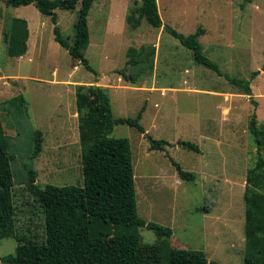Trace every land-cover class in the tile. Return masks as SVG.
Segmentation results:
<instances>
[{
    "label": "rangeland",
    "instance_id": "374dc122",
    "mask_svg": "<svg viewBox=\"0 0 264 264\" xmlns=\"http://www.w3.org/2000/svg\"><path fill=\"white\" fill-rule=\"evenodd\" d=\"M157 3L163 26L155 28L142 19L136 29L129 26L127 16L141 0L94 3L88 18L90 45L83 53L96 75L56 42L51 18L34 4L11 7L0 0V129L13 156L10 199L15 232L27 242L45 241V211L29 191L30 169L41 187L83 185L75 92L78 85L95 84L108 88L115 118H135L144 107L141 124L147 131L117 125L111 134L130 141L138 215L144 224L133 232L104 228L97 234L101 232L111 247L130 236L141 245V264H163L160 257L165 260L167 252L151 228L158 224L171 229V248L203 251L209 264H245L246 173L259 151L264 156V135L259 147L250 130L256 115V127L264 132V0ZM79 7L56 10L61 33L70 43ZM14 17L26 20L30 31L28 52L21 58L7 55L3 39ZM165 26L184 35L202 27L200 42L207 56L225 75L251 80L258 106L225 76L198 64L193 52ZM153 46L152 72L150 59L127 66L129 48L143 49L147 55ZM256 71L260 74L252 79ZM18 96H24L26 104L5 110L3 103ZM212 126L215 131L209 130ZM36 131L43 133L44 143L34 157ZM206 137L218 138V148ZM151 138L170 145L165 151L150 150ZM181 142L197 144L202 155ZM170 157L196 178L181 179ZM18 244L16 237H0V258L16 255ZM251 244L250 253L262 256V236Z\"/></svg>",
    "mask_w": 264,
    "mask_h": 264
},
{
    "label": "trees",
    "instance_id": "16d2710c",
    "mask_svg": "<svg viewBox=\"0 0 264 264\" xmlns=\"http://www.w3.org/2000/svg\"><path fill=\"white\" fill-rule=\"evenodd\" d=\"M7 6L21 7L34 4L37 9L54 24L55 40L64 47L71 58L79 61L87 70L98 75L84 55L90 45L89 15L97 0H1ZM79 7L75 23L73 43L65 39L58 25L57 9L74 11ZM142 19L151 26L161 28L163 21L159 13L157 0H141L136 11L127 16V23L132 28L140 27ZM165 30L180 43L193 52L195 61L215 71L243 94L248 95L253 104H257L251 80L231 78L223 73L219 65L205 53L200 42L205 30L199 27L196 32L184 35L170 26ZM28 22L14 17L3 34L9 57L21 58L28 52ZM141 54V55H140ZM127 66L132 68L139 61H151V72L154 69L156 48L153 46L149 54L144 50L129 48ZM253 72L252 79L259 75ZM124 78L127 75L121 72ZM135 82L134 77H129ZM76 107L79 119V138L81 145L83 185H46L36 183V173L32 169L29 174V191L34 195L45 211V241L41 244L27 242L16 234L14 227L13 204L10 192L14 186L11 169L13 156L8 152L10 145L4 130L0 129V237H16L19 244L16 255L9 254L0 258L7 264H141L140 244L125 237L113 247L106 237L99 232L104 228H122L133 232L144 224L138 215L135 192V175L130 141L126 138L111 137L117 125H129L141 133L145 129L141 124L144 107L135 118H115L108 88L99 85H78L75 92ZM26 104L24 96H18L3 103L5 110L10 111L13 105ZM257 118L250 121V130L255 136L256 144L261 147L263 130L256 127ZM43 133L35 132L33 156L37 157L43 150ZM182 147L199 152L197 144L181 142ZM170 142L151 138L150 150H165ZM171 161L183 180H194L195 174L183 169L173 158ZM246 206L245 234L247 251L245 264H264V253L257 257L250 253L252 241L258 236L264 240V156L258 152L255 165L247 173V189L244 193ZM161 238V247L167 255L160 257L163 264H209L206 253L191 249L170 247L169 238L172 231L152 224ZM16 236H13L15 235ZM136 244V245H135ZM162 264V262H161Z\"/></svg>",
    "mask_w": 264,
    "mask_h": 264
},
{
    "label": "crops",
    "instance_id": "0c3cea01",
    "mask_svg": "<svg viewBox=\"0 0 264 264\" xmlns=\"http://www.w3.org/2000/svg\"><path fill=\"white\" fill-rule=\"evenodd\" d=\"M260 74V73H259ZM194 89H188V91H193ZM245 95V94H244ZM248 96V95H247ZM249 97V96H248ZM250 99V98H249ZM257 102V101H256ZM253 104V103H252ZM255 107H257L258 106V103L255 105V104H253ZM237 111V110H236ZM237 114V113H236ZM254 116H256V115H254ZM143 117V116H142ZM228 117V116H227ZM253 117V116H252ZM228 119V118H227ZM224 121H227V120H224ZM229 121H231V118L229 117V120L227 121V122H229ZM223 121H220L219 123H222ZM226 122V123H227ZM216 123H218V122H216ZM145 129V128H144ZM209 130H211V131H215L216 130V127H210L209 128ZM145 133H147V131L145 130ZM205 140H208V141H210L211 143H212V147H214L215 146V148L217 147L218 148V144H217V140H218V138L216 139V138H211V137H206V139ZM199 147V146H198ZM199 149H200V147H199ZM162 151V150H161ZM163 151H165V150H163ZM195 152V151H194ZM195 153H197V154H200V155H202L201 154V149H200V151L199 152H195ZM257 161V160H256ZM256 163V162H255ZM250 169V168H249ZM248 169V170H249ZM190 172V171H189ZM247 173H248V171H247ZM247 173H246V189H247ZM195 174V173H194ZM179 175V174H178ZM208 179H210V175H207L206 176ZM195 178H196V174H195ZM246 189H245V191H246Z\"/></svg>",
    "mask_w": 264,
    "mask_h": 264
}]
</instances>
